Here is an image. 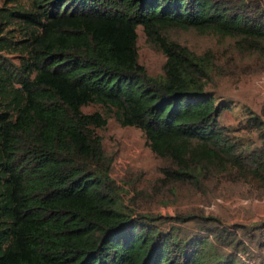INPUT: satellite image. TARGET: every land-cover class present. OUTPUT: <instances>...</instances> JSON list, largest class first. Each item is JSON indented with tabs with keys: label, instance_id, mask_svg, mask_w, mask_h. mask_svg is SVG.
Masks as SVG:
<instances>
[{
	"label": "trees",
	"instance_id": "1",
	"mask_svg": "<svg viewBox=\"0 0 264 264\" xmlns=\"http://www.w3.org/2000/svg\"><path fill=\"white\" fill-rule=\"evenodd\" d=\"M26 1L0 7V264H261L264 221L124 206L96 133L107 118L82 107L139 128L168 184L223 179L264 196L261 116L248 114L259 144L236 142L205 91L213 57L166 36L193 29L264 57V0ZM138 26L166 57L161 75L138 62Z\"/></svg>",
	"mask_w": 264,
	"mask_h": 264
},
{
	"label": "rangeland",
	"instance_id": "2",
	"mask_svg": "<svg viewBox=\"0 0 264 264\" xmlns=\"http://www.w3.org/2000/svg\"><path fill=\"white\" fill-rule=\"evenodd\" d=\"M29 6L26 0H0L2 6ZM16 35L17 26L13 27ZM138 62L152 76L163 73L165 55L147 41L142 27H137ZM166 36L196 54L213 57L217 70L208 80L205 91L223 105L218 121L231 130L236 142L252 149L259 144L257 132L248 125L249 111L261 116L264 127V57L251 51H239L233 39L201 34L193 29L172 28ZM13 63L16 55H5ZM82 112H99L107 118L103 128L96 129L102 148L110 161V175L118 187L120 200L128 209L152 215L173 216L176 213L217 217L226 225L264 221V196L257 197L251 186L223 179L205 180L200 188L168 184L162 168L169 163L157 157L147 144L144 133L135 126H121L108 107L89 103ZM170 224H162L167 228ZM195 230L194 223L181 225ZM264 264V250H262ZM260 264V263H256Z\"/></svg>",
	"mask_w": 264,
	"mask_h": 264
}]
</instances>
